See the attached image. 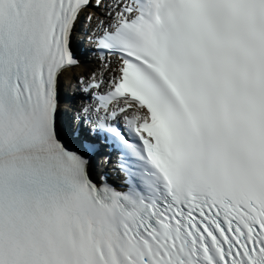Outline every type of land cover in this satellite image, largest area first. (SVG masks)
Returning <instances> with one entry per match:
<instances>
[{
    "label": "snow or ice",
    "instance_id": "6c2138e0",
    "mask_svg": "<svg viewBox=\"0 0 264 264\" xmlns=\"http://www.w3.org/2000/svg\"><path fill=\"white\" fill-rule=\"evenodd\" d=\"M0 264H264V0H0Z\"/></svg>",
    "mask_w": 264,
    "mask_h": 264
}]
</instances>
